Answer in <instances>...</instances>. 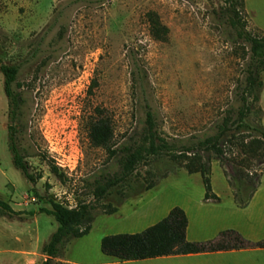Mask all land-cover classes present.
Segmentation results:
<instances>
[{
    "label": "rangeland",
    "instance_id": "1",
    "mask_svg": "<svg viewBox=\"0 0 264 264\" xmlns=\"http://www.w3.org/2000/svg\"><path fill=\"white\" fill-rule=\"evenodd\" d=\"M244 3L247 30L264 32V0ZM229 5L230 0H0V61L20 65L14 86L22 100L17 141L34 177L28 180L13 163L0 71V199L22 212L0 216V264L46 259L43 246L58 226L43 211L52 201L91 202L96 217L91 231L69 241L51 264H106L112 259L102 252L104 236L142 232L156 220L144 216L150 205L203 186L202 176L197 181L178 173L183 168L164 156L140 164L130 187L118 185L96 198L97 179L121 169L116 158L91 144L89 127L99 110L112 120L117 147L138 142L150 109L169 142L213 134L226 110L239 106L242 89L243 45L230 39L223 17ZM151 12L168 27L166 41L152 36ZM134 63L144 72L143 89L133 83ZM260 100L251 119L264 125V89ZM258 163L243 169L256 174L264 168ZM238 168L232 160L223 166L213 158V187L222 193L225 171ZM156 180L161 183L144 193ZM113 207L117 211L108 213Z\"/></svg>",
    "mask_w": 264,
    "mask_h": 264
},
{
    "label": "trees",
    "instance_id": "2",
    "mask_svg": "<svg viewBox=\"0 0 264 264\" xmlns=\"http://www.w3.org/2000/svg\"><path fill=\"white\" fill-rule=\"evenodd\" d=\"M244 0H230V5L223 13L231 33L230 39L243 45V80L242 89L238 94L239 106L226 110L222 121L216 125L213 134L203 133L189 139L180 138L169 142L159 133L154 114L146 111L145 128L141 139L133 143H123L117 147L114 142L115 132L112 120L98 110L97 117L91 121L89 138L95 147L106 150L111 158H116L120 173L101 175L96 181L94 196L104 197L118 185H128L130 178L140 164L151 159L166 156L188 173H200L205 186V198L218 200L211 184L212 159L216 158L226 166V161H234L239 168L234 174L225 171L227 181L232 188L236 203L244 207L258 189L264 168L256 174L248 173L243 165L251 166L257 160L264 163V125L253 121L251 114L257 109L264 88L262 72L264 71V32L255 34L247 30V21L241 14ZM238 5V7H237ZM152 36L160 41L168 39L169 29L161 22L155 12L148 14ZM248 47V48H247ZM3 74L4 92L8 99V139L9 149L14 165L30 181H34L28 163L19 149L17 141V121L20 118L21 96L14 89L19 85L17 79L20 72L19 64H5L0 61ZM133 83L144 88V72L137 63L131 71ZM260 110V109H258ZM233 150L237 155H233ZM232 155H229L230 153ZM242 156V157H240ZM52 172L61 176L57 166L51 165ZM177 169V170H178ZM169 173L162 176L165 177ZM159 180L153 181L148 189L154 187ZM138 194V192H136ZM135 195V194H134ZM131 196L125 195L123 198ZM123 199L121 200V202ZM53 215L58 223L56 230L43 246L46 259L41 264H51V260L64 254L67 243L75 238L87 235L96 217L95 207L91 202H77L71 206L64 202L52 201L51 208L43 209ZM117 211L113 207L108 213ZM8 201L0 199V216L14 218L20 216ZM188 217L180 207H174L169 214L142 232L118 233L106 235L101 240V249L107 256L119 260H138L174 254H191L207 251L231 250L245 247H264V241L252 242L235 230L222 231L218 237L205 242H192L187 239Z\"/></svg>",
    "mask_w": 264,
    "mask_h": 264
},
{
    "label": "crops",
    "instance_id": "3",
    "mask_svg": "<svg viewBox=\"0 0 264 264\" xmlns=\"http://www.w3.org/2000/svg\"><path fill=\"white\" fill-rule=\"evenodd\" d=\"M179 172L186 174L188 178L196 177L197 181L200 180V173H188L184 169ZM178 173H172L161 181L164 182L173 176H178ZM197 188L195 194L185 190L179 193L174 200H158L150 205L145 212L143 211L144 216L156 217V220L149 226L166 217L172 208L180 207L188 217L186 235L189 241L205 242L218 237L222 231L226 230H235L254 243L264 241V172L258 189L244 207L239 206L234 200L229 183L222 193L212 185L213 192L219 197L218 200L205 198L204 183L202 187L197 186ZM109 257L112 260L106 264H264V247L252 246L231 250L174 254L138 260H119L112 256Z\"/></svg>",
    "mask_w": 264,
    "mask_h": 264
}]
</instances>
